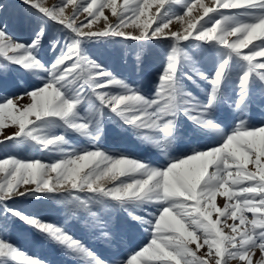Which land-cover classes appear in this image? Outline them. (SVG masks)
<instances>
[{
	"label": "snow or ice",
	"instance_id": "1",
	"mask_svg": "<svg viewBox=\"0 0 264 264\" xmlns=\"http://www.w3.org/2000/svg\"><path fill=\"white\" fill-rule=\"evenodd\" d=\"M23 3L37 15L39 30L31 43H27L16 40L0 27V69L15 65L43 83L21 93L20 98L30 97L31 103L23 105L18 115L13 112L16 108L13 98L0 100V125L7 115L12 123L18 124V131L7 137L8 140H32L52 151L56 145L66 143L65 138L43 135L42 129L59 123L89 137L92 146L65 153L47 164L39 159H0V174H3L0 176V206L56 243L80 253V258L88 264H108L63 228L24 216L7 208L6 202L38 193L62 195L74 211L89 214L91 227L104 229L107 225L93 211L94 203L123 205L148 199L159 205L157 211L146 221L141 217L133 218L148 225L151 239L122 264H230L231 260L253 264L256 250L260 252L256 264H264V126L249 130L242 122L219 146L195 151L166 169L153 168L123 155H110L95 143L105 110L158 147L162 145L156 137L167 141L180 113L202 127L218 129L210 113L233 57L244 62L241 93L255 80L264 81V0H213L211 5L202 0H196L195 4L193 0H123L119 9L117 0H58L51 6L44 0H23ZM177 4L185 10L183 13L171 11ZM69 6L71 14L66 12ZM152 6L154 13L141 20ZM195 7L202 9L196 22L186 21L183 32L165 31L173 19L183 21ZM105 8L111 10L115 23L104 16ZM248 9L257 11L248 20L239 19L242 10ZM81 14H86L84 19H80ZM101 17L105 21L103 29L92 30L93 22ZM48 23L65 35L62 40L50 41L52 49L59 54L46 64L39 53ZM129 26L139 29V34L123 30ZM113 37L170 40L167 64L150 98L86 54L85 42ZM182 41L220 46L218 52L224 59L215 73L211 77L197 73L212 85L206 103L185 92L180 83L177 73L184 58ZM41 72L46 75L39 76ZM86 100L95 105L94 111L90 109L85 116H80L79 108ZM90 129L95 130L96 136H92ZM109 175L114 183L106 186L101 181ZM66 185L65 192L59 193ZM217 196L225 198L222 207L216 204ZM213 211L216 219H212ZM246 213L251 214V219ZM228 220L232 223L228 224ZM200 240L202 243L197 242ZM193 243L196 250L190 246ZM201 248L205 250L198 255ZM0 264L45 262L29 257L0 238Z\"/></svg>",
	"mask_w": 264,
	"mask_h": 264
},
{
	"label": "rangeland",
	"instance_id": "2",
	"mask_svg": "<svg viewBox=\"0 0 264 264\" xmlns=\"http://www.w3.org/2000/svg\"><path fill=\"white\" fill-rule=\"evenodd\" d=\"M47 6H51L58 0H44ZM123 0H117L119 9ZM204 4L211 5L213 0H202ZM196 3V0H193ZM0 27H3L10 35L20 42L31 43L35 38L34 33L39 30L37 15L23 3V0H0ZM71 6L66 9L71 14ZM152 6L146 17L154 13ZM173 12L183 13L185 10L177 4L171 9ZM235 11V10H233ZM257 10H242L239 19L248 20ZM202 9L193 8V12L183 21L173 19L166 32H183L187 27L186 21L193 20L201 14ZM86 14H81L84 19ZM104 16L110 23H115L116 18L111 15V10L105 8ZM206 19V18H205ZM104 18L94 21L92 30L99 31L104 27ZM155 27V24L152 25ZM134 35L139 34V29L129 26L123 29ZM151 29H149L150 31ZM46 38L40 43V56L48 64L59 54L52 49L50 43L53 39H61L65 33L58 32L51 23L45 24ZM184 58L178 68L180 83L185 92L201 102H207L212 85L207 79H202L197 73L211 77L224 57L220 55L217 47L212 44L199 41H182ZM86 54L99 64L103 69L112 73L118 79L125 81L133 88H138L145 97H151L156 91L159 76L164 71L170 53L171 42L168 39L134 40L123 37L101 38L87 41L83 45ZM247 51V49H244ZM244 62L236 57L229 63L225 78L222 80L210 119L219 126L218 129H209L194 123L186 115L180 113L175 121L174 129L167 141L162 137H156L162 147H158L151 140L137 135L131 126L125 125L115 114L105 110L106 114L100 119L101 132L99 139L95 141L101 149L113 156H126L141 161L157 169H166L171 163L194 154L195 151L208 150L219 146L223 138L233 134L237 126L242 122L246 129L264 126V81L255 80L243 93L240 91V77L243 73ZM45 76L46 73H39ZM189 77H191L189 79ZM37 76L21 67L12 65L7 69H0V100L11 97L16 103L13 112L17 115L23 109V105L31 103L30 97L20 98L21 93L31 91L33 87L42 84ZM239 102V103H238ZM95 105L86 100L79 108V115L85 116ZM18 131V124H14L5 116L4 123L0 125V159L14 157L22 160L39 159L43 163H51L58 160L68 152H78L92 146L89 137L55 123L42 129L43 135H63L66 143L56 145L49 151L32 140L20 142L16 139L8 140ZM92 136H96L94 129H90ZM251 167V166H250ZM85 171L87 168L84 169ZM212 169L210 168L209 171ZM3 174H0L2 176ZM54 177L55 173H51ZM120 179H124L121 177ZM106 186H111L114 181L110 175L101 181ZM27 187V186H25ZM34 187V186H33ZM67 185L60 188L59 193L65 192ZM82 196L87 193H81ZM225 198L217 196L216 204L222 207ZM7 208L16 210L24 216L36 217L41 221L56 225L64 229L75 240L81 241L88 249H91L98 257L108 261V264H122L123 261L135 251L145 246L151 239L148 225L133 217H141L149 220L159 205L145 199L117 205L115 202L106 204L97 202L92 205L98 217L107 225L106 228L91 227L92 218L82 210L74 211L72 206L62 195L38 193L17 197L6 202ZM251 219V214L246 213ZM217 214L213 211L212 219ZM228 224L232 221L228 220ZM236 223H239L236 221ZM224 221L221 218V227ZM229 233L227 228H223ZM106 232L107 235L102 233ZM230 234V233H229ZM0 238L15 245L21 252L29 257H36L45 264H88L80 258V253L56 243L45 233L25 223L24 220L7 212L4 206H0ZM202 243V240L197 241ZM196 250V243L190 245ZM205 249L201 248L199 255ZM214 251V250H213ZM260 259V252L256 250L252 257L253 264ZM230 264H241L239 260H231Z\"/></svg>",
	"mask_w": 264,
	"mask_h": 264
}]
</instances>
